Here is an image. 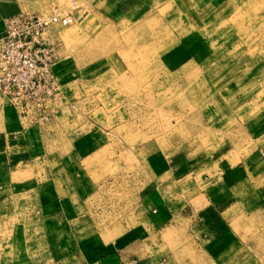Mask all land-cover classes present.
<instances>
[{"label":"rangeland","instance_id":"1","mask_svg":"<svg viewBox=\"0 0 264 264\" xmlns=\"http://www.w3.org/2000/svg\"><path fill=\"white\" fill-rule=\"evenodd\" d=\"M0 2L44 19L53 9L79 16L49 26L60 76L68 78L49 120L32 124L62 156L76 136H89L88 209L106 244L127 236L151 158L203 150L232 130L250 149L264 141V0ZM234 116H261L252 129L258 140L242 139L246 129ZM180 236L166 264H214L184 236L183 224L168 238ZM245 240L234 264H264V218L251 217Z\"/></svg>","mask_w":264,"mask_h":264},{"label":"crops","instance_id":"2","mask_svg":"<svg viewBox=\"0 0 264 264\" xmlns=\"http://www.w3.org/2000/svg\"><path fill=\"white\" fill-rule=\"evenodd\" d=\"M13 14L0 2V31ZM54 73L63 85L58 61ZM242 117H233L242 139L258 140L261 116ZM30 123L0 96V264H166L172 243H182L169 232L182 224L206 260L234 264L248 249L251 217L264 218V141L250 149L232 130L203 150L147 161L127 236L106 244L88 209L89 136H76L62 156ZM181 197L191 210L179 207Z\"/></svg>","mask_w":264,"mask_h":264},{"label":"built area","instance_id":"3","mask_svg":"<svg viewBox=\"0 0 264 264\" xmlns=\"http://www.w3.org/2000/svg\"><path fill=\"white\" fill-rule=\"evenodd\" d=\"M79 16L53 9L44 19L17 13L2 20L0 31V95L31 123H44L55 112L62 85L54 73L56 45L48 38L50 24L69 25Z\"/></svg>","mask_w":264,"mask_h":264}]
</instances>
